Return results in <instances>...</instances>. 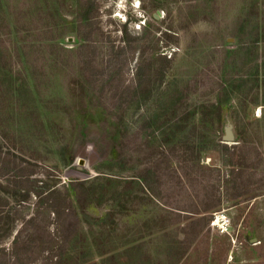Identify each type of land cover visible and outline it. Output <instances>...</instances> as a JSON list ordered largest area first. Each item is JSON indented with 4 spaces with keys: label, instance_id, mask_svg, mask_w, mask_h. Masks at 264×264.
Wrapping results in <instances>:
<instances>
[{
    "label": "rangeland",
    "instance_id": "obj_1",
    "mask_svg": "<svg viewBox=\"0 0 264 264\" xmlns=\"http://www.w3.org/2000/svg\"><path fill=\"white\" fill-rule=\"evenodd\" d=\"M0 264H264V0H0Z\"/></svg>",
    "mask_w": 264,
    "mask_h": 264
},
{
    "label": "trees",
    "instance_id": "obj_2",
    "mask_svg": "<svg viewBox=\"0 0 264 264\" xmlns=\"http://www.w3.org/2000/svg\"><path fill=\"white\" fill-rule=\"evenodd\" d=\"M124 36H122V39H123V41L124 42H126L128 39H127V36H128V32H127V30H125L124 31ZM142 69L143 68H141L140 69V71H142ZM24 180H26V183L28 182V183H31L32 182V180H30V179H28V178H25V179H22V177L21 176H18V177H14V180L12 181V180H10L11 182H9L8 181V184L10 183V186L11 185H14V188H15V193H13V196H17V194L18 193H16V192H19V194L22 192V189H23V187H24V185H23V183H24ZM43 189H44V187L43 186H39V187H34L33 185H30V189H28V190H25L24 191V193L25 194H27V193H34L35 195H41V194H43L44 193V191H43ZM53 193H54V191H51L50 192V194L49 195H46L45 196V198L48 200V201H50L51 200V197H53L52 195H53ZM22 194V193H21ZM22 196H23V194H22ZM20 197V196H19ZM16 198V197H15ZM18 198V197H17ZM49 206L50 207H52V208H55V210H54V214L58 217V218H60V216H61V214H62V212L61 211H59L58 209H56V207L53 205V203H50L49 202ZM60 227L61 226H63L62 224L61 225H59ZM15 241H16V239H15ZM17 243V242H16Z\"/></svg>",
    "mask_w": 264,
    "mask_h": 264
},
{
    "label": "water",
    "instance_id": "obj_3",
    "mask_svg": "<svg viewBox=\"0 0 264 264\" xmlns=\"http://www.w3.org/2000/svg\"><path fill=\"white\" fill-rule=\"evenodd\" d=\"M82 162H83V161L81 160V161H80V164H83Z\"/></svg>",
    "mask_w": 264,
    "mask_h": 264
}]
</instances>
